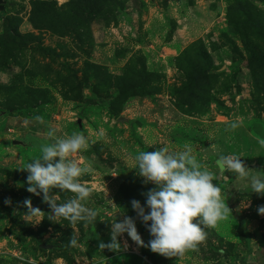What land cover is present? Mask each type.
<instances>
[{"label": "rangeland", "instance_id": "374dc122", "mask_svg": "<svg viewBox=\"0 0 264 264\" xmlns=\"http://www.w3.org/2000/svg\"><path fill=\"white\" fill-rule=\"evenodd\" d=\"M49 128L89 140L68 158L93 168L78 178L91 189L81 201L97 212L91 222H52L42 194L26 191L22 168L52 142ZM262 140L264 0H4L0 264H264V215L256 210L264 195L215 165L234 154L249 176L264 175ZM185 145L214 173L229 214L204 226L206 238L182 255L154 253L127 233L117 237L119 251L99 248L124 216L147 245L130 201L144 206L142 194L155 186L138 175L134 156ZM50 195L63 203L75 194ZM25 199L43 213L27 215Z\"/></svg>", "mask_w": 264, "mask_h": 264}, {"label": "clouds", "instance_id": "9594fccd", "mask_svg": "<svg viewBox=\"0 0 264 264\" xmlns=\"http://www.w3.org/2000/svg\"><path fill=\"white\" fill-rule=\"evenodd\" d=\"M34 119L40 121V117ZM238 126L236 122L230 125ZM46 135L52 142L41 144L40 155L23 166L26 176V191L34 195L42 194L51 210L48 220L59 219L70 223L91 222L97 212L86 207L81 201L90 196L91 189L84 186L79 177L93 172L88 163H77L69 159L71 154L83 152L88 148L89 140L79 132L65 136H55V130L49 128ZM264 147V140L260 141ZM238 155H220L215 160L219 172L231 171L239 178H245L251 192L264 195V175L249 176V168ZM138 175L144 182H151L155 187L143 193L146 197L144 206L138 200H131L130 207L146 227L151 239L144 244L138 234L133 218L124 216L122 221L112 220L110 242L99 243V248L119 251L121 245L117 237L123 233L138 246H146L150 251L165 257L182 255L186 250H195L206 238L204 226H215L230 212L222 199V189L215 180L214 173L204 168L193 156L187 145L181 151H170L160 147L152 151H140L134 156ZM68 190L74 197L63 203H56L50 195L51 189ZM5 204L9 200L4 201ZM27 215L40 216L43 212L31 206L29 199L23 201ZM145 207L148 211H145ZM257 213L264 215V205L257 207ZM77 239L70 236L68 246H76Z\"/></svg>", "mask_w": 264, "mask_h": 264}, {"label": "water", "instance_id": "95a60500", "mask_svg": "<svg viewBox=\"0 0 264 264\" xmlns=\"http://www.w3.org/2000/svg\"><path fill=\"white\" fill-rule=\"evenodd\" d=\"M4 10V0H0V12ZM42 248H49V246L41 245Z\"/></svg>", "mask_w": 264, "mask_h": 264}]
</instances>
